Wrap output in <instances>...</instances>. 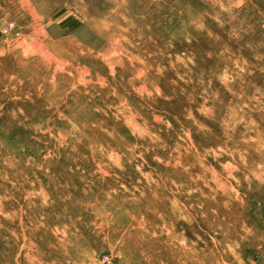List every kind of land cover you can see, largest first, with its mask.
<instances>
[{
	"label": "rangeland",
	"instance_id": "1",
	"mask_svg": "<svg viewBox=\"0 0 264 264\" xmlns=\"http://www.w3.org/2000/svg\"><path fill=\"white\" fill-rule=\"evenodd\" d=\"M0 264H264V0H0Z\"/></svg>",
	"mask_w": 264,
	"mask_h": 264
}]
</instances>
